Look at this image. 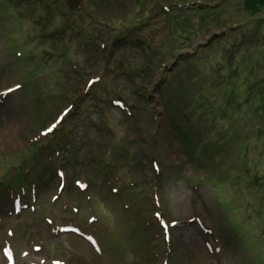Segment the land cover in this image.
Wrapping results in <instances>:
<instances>
[{
	"label": "rangeland",
	"instance_id": "1",
	"mask_svg": "<svg viewBox=\"0 0 264 264\" xmlns=\"http://www.w3.org/2000/svg\"><path fill=\"white\" fill-rule=\"evenodd\" d=\"M28 170L0 264H264V0H0V186Z\"/></svg>",
	"mask_w": 264,
	"mask_h": 264
},
{
	"label": "trees",
	"instance_id": "2",
	"mask_svg": "<svg viewBox=\"0 0 264 264\" xmlns=\"http://www.w3.org/2000/svg\"><path fill=\"white\" fill-rule=\"evenodd\" d=\"M193 4H196V5H199L202 9H204V8H206L207 6L206 5H201L199 2H195V3H193ZM180 6H181V8L182 7H184L182 4H179ZM77 17V16H76ZM136 26H134L133 28H135ZM131 29V28H130ZM117 40V39H116ZM20 55H23L22 53H19ZM187 56H193V55H191V54H188V55H186V57ZM195 59V58H194ZM261 93H262V90L261 89H259V88H256L255 89V95H257L258 97H260L261 96ZM178 130H181V129H178ZM180 135H183V132H180ZM233 174L234 173H232V172H229L228 173V176L229 177H227V179H226V182H223V186H224V188H229V185H230V181L232 180V179H234V177H233ZM238 178H239V176H238ZM224 180H225V177H224ZM233 182H235V181H233ZM232 181H231V183H233ZM16 184H17V186H19V187H21V188H23V186H25L26 187V189H27V186L25 185V181H24V179H23V177H21V179H19V180H17V182H16ZM4 186H0V196L2 195V193L5 191V189L7 190V183H4L3 184ZM198 186L199 185H201L199 182H198V184H197ZM225 192V191H224ZM221 196V203L224 205V207H225V209H227V210H229L232 214H234L235 216H240V214H241V210H240V208H239V206L237 205L238 204V201L237 200H233V199H231V198H225L224 196H222V195H220ZM238 206V207H237ZM242 223V222H241ZM239 224V223H238ZM240 228H243L242 227V225H241V227ZM245 230V229H244ZM243 230V231H244Z\"/></svg>",
	"mask_w": 264,
	"mask_h": 264
},
{
	"label": "snow or ice",
	"instance_id": "3",
	"mask_svg": "<svg viewBox=\"0 0 264 264\" xmlns=\"http://www.w3.org/2000/svg\"><path fill=\"white\" fill-rule=\"evenodd\" d=\"M8 91L11 92V91H14V89H11V88H10ZM7 94H8V92H5V93H4V95H7ZM61 119H63V117H61ZM53 127H55V126H53ZM48 131L50 132V131H52V129L50 128ZM47 134H48V132H45V133H44V135H47ZM61 175H63V173H61ZM81 186L83 187V185H81ZM156 215L159 216L160 213H156ZM165 227H166V226H165Z\"/></svg>",
	"mask_w": 264,
	"mask_h": 264
},
{
	"label": "bare ground",
	"instance_id": "4",
	"mask_svg": "<svg viewBox=\"0 0 264 264\" xmlns=\"http://www.w3.org/2000/svg\"><path fill=\"white\" fill-rule=\"evenodd\" d=\"M113 195V197L116 199V198H120L121 197V194L119 191H113L111 193ZM97 200V199H96ZM97 202V201H96Z\"/></svg>",
	"mask_w": 264,
	"mask_h": 264
}]
</instances>
